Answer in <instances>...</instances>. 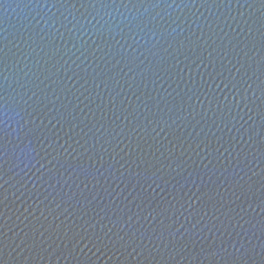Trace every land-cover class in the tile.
Segmentation results:
<instances>
[{
  "label": "water",
  "instance_id": "obj_1",
  "mask_svg": "<svg viewBox=\"0 0 264 264\" xmlns=\"http://www.w3.org/2000/svg\"><path fill=\"white\" fill-rule=\"evenodd\" d=\"M262 12L0 0V264H260Z\"/></svg>",
  "mask_w": 264,
  "mask_h": 264
},
{
  "label": "snow or ice",
  "instance_id": "obj_2",
  "mask_svg": "<svg viewBox=\"0 0 264 264\" xmlns=\"http://www.w3.org/2000/svg\"><path fill=\"white\" fill-rule=\"evenodd\" d=\"M260 3H261V7L264 8V0H260ZM89 5L95 8L96 3H89ZM101 6L103 7L105 5L101 4ZM261 28L264 29V12H262L261 14ZM261 35H262L261 47H264V32H262ZM261 85L264 86V81H261ZM233 87H235V85H233ZM262 93H264V87H262ZM261 113L264 114V109H261ZM240 188H241L242 194H247V192L244 190L243 185H240ZM262 196H264V193H262ZM261 204L264 205V199H262ZM2 244H3V241H0V245ZM2 250L3 249L0 248V251ZM254 253H255L254 249H246L240 256L232 259V264H246L245 257L250 258ZM260 257H261L260 264H264V248L261 249Z\"/></svg>",
  "mask_w": 264,
  "mask_h": 264
},
{
  "label": "clouds",
  "instance_id": "obj_3",
  "mask_svg": "<svg viewBox=\"0 0 264 264\" xmlns=\"http://www.w3.org/2000/svg\"><path fill=\"white\" fill-rule=\"evenodd\" d=\"M29 151H31V149H29Z\"/></svg>",
  "mask_w": 264,
  "mask_h": 264
}]
</instances>
